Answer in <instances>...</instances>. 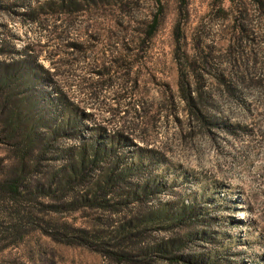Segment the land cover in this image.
Segmentation results:
<instances>
[{
    "label": "rangeland",
    "instance_id": "obj_1",
    "mask_svg": "<svg viewBox=\"0 0 264 264\" xmlns=\"http://www.w3.org/2000/svg\"><path fill=\"white\" fill-rule=\"evenodd\" d=\"M69 1L0 0L1 264H264V0Z\"/></svg>",
    "mask_w": 264,
    "mask_h": 264
},
{
    "label": "trees",
    "instance_id": "obj_2",
    "mask_svg": "<svg viewBox=\"0 0 264 264\" xmlns=\"http://www.w3.org/2000/svg\"><path fill=\"white\" fill-rule=\"evenodd\" d=\"M59 5V10L58 12L61 13L63 12L62 8L63 7H73L72 2H66V0H57ZM81 1V0H80ZM84 1H95V0H84ZM75 2V1H74ZM61 9V10H60ZM156 29V21L153 19L149 24H148V29L146 30V34L145 37L146 39H150L154 33ZM178 31V29H177ZM178 33L175 36V41L178 43ZM205 64V63H204ZM189 67H192V65L189 63ZM193 69V68H191ZM6 77L3 78L2 80H0V86L5 84L6 82ZM195 81L196 79L192 78L189 75L188 72L186 71H178L177 73V88L178 91L180 93V97L183 100V102L185 103V105H187V107L191 110V114L193 115H198L200 116L199 112H198V107L196 104V101H198V90H197V86L195 85ZM53 100L54 103L56 104H63V99L65 98V94L61 91V90H57V88H53ZM130 95V92H129ZM6 107V102L3 101V103L0 105V111L2 109H5ZM69 121L65 120V124H68ZM3 124V129L7 130L11 135L12 138H16V144L18 145V147H21V150H23L24 148H22V146L27 145L28 141H25L24 138H20L19 139V121H15L13 119H8V120H4L2 122ZM63 128V127H62ZM60 130V128H59ZM9 134V135H10ZM121 138H125V137H121L118 134H115L113 136H111L109 138V144L112 143V141L117 142L119 141ZM121 141V140H120ZM96 151L95 149L92 150V157H94ZM83 160H84V155L83 152L80 151L79 155H78V161H79V165L83 164ZM23 170V166L22 164L19 167V171H17V173H14L12 178L9 180V182L7 184L1 185V180H0V241H1V192H5V193H9L11 197H15L18 194V184L20 181V174ZM5 187V188H4ZM193 203L189 202V204L184 203L183 201L180 203V206L178 207V209L176 210L175 214H174V218L173 220H176L178 222H180L182 219L185 218V215L189 214L192 211V207ZM1 249V246H0ZM1 264V261H0Z\"/></svg>",
    "mask_w": 264,
    "mask_h": 264
}]
</instances>
